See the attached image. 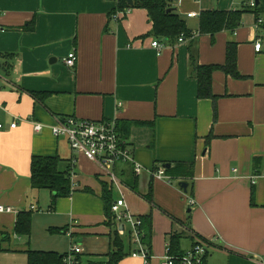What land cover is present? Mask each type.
Returning a JSON list of instances; mask_svg holds the SVG:
<instances>
[{"label":"crops","instance_id":"1","mask_svg":"<svg viewBox=\"0 0 264 264\" xmlns=\"http://www.w3.org/2000/svg\"><path fill=\"white\" fill-rule=\"evenodd\" d=\"M249 1L173 0L191 38L170 44L150 36L144 9L114 20L117 4L110 0H0V205L13 211L0 214V264H28L29 250L65 255L72 245L82 249L79 264H107L111 234L125 237L129 227L107 226L105 185L112 205L123 198L136 218L152 215L150 264H163L177 232L185 234L182 254L197 242L209 244L206 264H263L264 31L246 13L233 32L199 33L202 12L242 10ZM229 42L238 45L244 79L216 71V99H200L195 65L225 64ZM71 53L78 57L74 68L64 62ZM68 117L115 121L146 171L137 176L132 165H117L113 183L54 137L50 127ZM33 157H58L61 172L75 169L71 196L33 189ZM177 164L191 165L192 176L166 171L170 183L151 174ZM180 183L188 184L186 192ZM23 212H32L33 229L42 227L50 242L16 235ZM120 264L142 261L130 255Z\"/></svg>","mask_w":264,"mask_h":264},{"label":"trees","instance_id":"2","mask_svg":"<svg viewBox=\"0 0 264 264\" xmlns=\"http://www.w3.org/2000/svg\"><path fill=\"white\" fill-rule=\"evenodd\" d=\"M117 0V8L112 15L117 12H126L133 9H144L147 11L152 23L150 36L156 39L175 44L181 36L189 39L191 31L188 29L184 19L176 12L171 3L173 0ZM255 8L244 7L242 10L229 12L205 11L200 15L199 33L209 35L212 38L223 30L235 31L241 24L242 16L246 13L253 14L256 21L260 19L263 23L259 26L264 31V0H255ZM111 15V17H112ZM31 25V24H30ZM216 71H222L227 76L234 79H244L238 70V45L235 42H229L226 49V60L223 65L196 66L195 72L198 80V97L200 99H216L212 92L213 74ZM37 99L43 100L45 94H34ZM60 160L58 157H33L31 162V182L35 190H48L54 193L57 198H68L72 191L68 183L70 171L61 172L59 169ZM168 174L179 179H188L192 176L191 165L177 164L175 168L166 170ZM103 202L105 205V215L107 226L114 227L115 218L111 211L112 192L108 186H104ZM141 220L142 244L151 248L153 236V217H139ZM32 226V212H23L17 216L15 233L18 236H30ZM51 234L58 233V229H50ZM125 237H121L117 230L111 234L112 249L109 252L107 264H120L125 258L130 257L135 248L133 243L132 230L127 228ZM185 237L183 233H174L168 239V250L170 255L178 257L181 252V241ZM124 238V239H123ZM2 240H0L1 251ZM150 252V251H149ZM151 254V253H150ZM28 264H66L65 258L68 254L60 255L52 252H37L29 250Z\"/></svg>","mask_w":264,"mask_h":264},{"label":"built area","instance_id":"3","mask_svg":"<svg viewBox=\"0 0 264 264\" xmlns=\"http://www.w3.org/2000/svg\"><path fill=\"white\" fill-rule=\"evenodd\" d=\"M117 4V0H110ZM250 8H255V0L248 2ZM126 12H117L114 15V20H119ZM196 13L187 14L188 18H196ZM263 23L260 19L257 22V27ZM1 29V27H0ZM191 38V37H190ZM187 39L181 36L178 43H183ZM152 47L158 50L162 49V44L158 41L152 43ZM262 41L258 40L255 43V51L261 52ZM78 61L76 53L68 55L64 62L66 66L74 68ZM1 90V86H0ZM18 123L14 122L10 128L15 129ZM3 125L0 124V129H3ZM42 125H35L34 130L40 132L43 130ZM50 130L54 137L65 138L71 150L83 156L86 160L95 163L102 170V175L108 177L113 183L118 184V179L115 175V168L117 165L125 164L132 165L135 175L140 176L145 170L144 166L137 162L133 156V151L129 146L126 139H124L119 133L117 123L115 121L96 122L89 120H80L75 117L58 118ZM154 178L159 180H166L172 182V179L167 176L165 168H159L151 173ZM75 169L70 171L71 180L75 177ZM258 177H255L257 179ZM255 184L256 182L253 181ZM75 188V183L72 182V190ZM33 209V208H32ZM126 210V202L123 198L118 199L113 203L111 211L114 215L117 224L122 225L123 228L129 227L133 233V243L135 245L134 250L131 253L133 259H140L142 264H150L152 255L142 244V234L139 230L141 228V220L130 214ZM12 209L0 205V214L12 213ZM209 244L203 242H197L191 249L185 251L178 257L170 255L167 250V255L163 264H206V259L209 254ZM82 250L79 247H72L67 257L65 258L66 264H79L77 255L81 254ZM264 264V262H263Z\"/></svg>","mask_w":264,"mask_h":264},{"label":"rangeland","instance_id":"4","mask_svg":"<svg viewBox=\"0 0 264 264\" xmlns=\"http://www.w3.org/2000/svg\"><path fill=\"white\" fill-rule=\"evenodd\" d=\"M117 198V197H116ZM35 236H40V238L42 237L44 241H47V242H50L52 240L51 237H48L44 231L43 233V228L42 227H39L37 229H33V221H32V226H31V232H30V236H23V238H31V237H35ZM61 242H63V239L61 238L60 239ZM72 247H77L75 245H72ZM71 247V248H72ZM70 248V250H71ZM82 250V249H81ZM82 258L85 260L87 257L86 256H82Z\"/></svg>","mask_w":264,"mask_h":264},{"label":"water","instance_id":"5","mask_svg":"<svg viewBox=\"0 0 264 264\" xmlns=\"http://www.w3.org/2000/svg\"><path fill=\"white\" fill-rule=\"evenodd\" d=\"M258 1L259 0H256L257 4H258ZM129 3L132 5V1L130 0ZM171 168V165H167L166 166V169H170ZM181 187V189H183L185 192L187 191V188H188V184L187 183H180L179 185Z\"/></svg>","mask_w":264,"mask_h":264}]
</instances>
